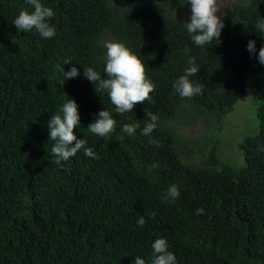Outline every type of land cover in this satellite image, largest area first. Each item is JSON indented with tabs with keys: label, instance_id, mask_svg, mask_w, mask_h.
<instances>
[{
	"label": "trees",
	"instance_id": "1",
	"mask_svg": "<svg viewBox=\"0 0 264 264\" xmlns=\"http://www.w3.org/2000/svg\"><path fill=\"white\" fill-rule=\"evenodd\" d=\"M41 3L54 11L52 38L17 32L19 11L33 10L27 0H0V264H134L135 257L152 264L157 238L167 240L177 264H264V36L255 27L264 0H230L219 42L203 47L185 28L186 0ZM109 41L129 48L156 85L152 102L123 115L83 75L92 67L105 77ZM189 58L199 66L190 80L203 89L183 98L173 83ZM73 66L79 75L65 80ZM253 92L259 131L241 143L237 167L223 160L211 133ZM69 98L80 116L74 134L98 158L81 150L57 165L47 125ZM103 109L117 122L107 139L87 128ZM145 111L158 116L150 137L141 135L150 122ZM126 123H139L135 136L122 131ZM197 123L199 136L180 132ZM201 136L210 142L204 150L194 144ZM172 184L180 196L169 203L163 197Z\"/></svg>",
	"mask_w": 264,
	"mask_h": 264
},
{
	"label": "clouds",
	"instance_id": "2",
	"mask_svg": "<svg viewBox=\"0 0 264 264\" xmlns=\"http://www.w3.org/2000/svg\"><path fill=\"white\" fill-rule=\"evenodd\" d=\"M190 3L191 15L186 21L185 28L190 34L192 42L197 46L211 45L213 41H218L221 31L224 27L221 16L216 15L219 11L223 15V6L225 3L230 5V0H186ZM27 4L33 9L28 11L22 9L14 18L13 24L17 32H32L35 30L42 38L48 39L55 36V28L49 21L54 16L51 7L45 6L41 0H27ZM264 36V21L255 26ZM106 65L104 67L105 77L102 78L100 72L92 67L84 69L83 75L86 79L96 85L95 91L107 92L111 103L115 106V112L121 115L133 111L137 103L144 104L145 101L152 102L150 93L155 91L156 85L146 76L144 63L123 43L118 41L106 42ZM247 49L250 53L255 52V42L250 40L247 43ZM258 61L264 64V47H261L258 53ZM70 63L65 58L64 64ZM199 66L195 64L194 58H189V67L185 69L184 75H181L173 83L175 91L183 98H191L201 94L203 85L193 84L190 77L198 72ZM79 75L78 69L73 66L67 72H64L65 80L75 78ZM150 122L146 123L141 130V135L151 136V133L157 127L158 116L146 112ZM116 120L111 113L106 110L98 112V119L90 123L87 128L95 136L107 139L116 129ZM80 126V116L78 105L74 99L69 98L59 109L58 114L51 116L48 121L49 140L55 141L51 148L54 156L53 163L61 165L74 157L78 151L83 150L85 156L98 158L96 153L87 147L85 139H78L74 134V128ZM140 127L139 123H126L122 131L128 136H135L136 130ZM123 139V137H119ZM150 144L159 143L158 140L149 139ZM158 165L153 164L154 169ZM151 170V169H150ZM180 196L179 188L172 184L167 189L163 199L169 203L174 202ZM203 209L196 210L197 214H203ZM155 213L150 214L154 216ZM137 224L141 227L145 224V219L140 217ZM152 249L154 259L152 264H177L175 255L168 250V243L165 238H157ZM134 264H145V260L135 257Z\"/></svg>",
	"mask_w": 264,
	"mask_h": 264
},
{
	"label": "rangeland",
	"instance_id": "3",
	"mask_svg": "<svg viewBox=\"0 0 264 264\" xmlns=\"http://www.w3.org/2000/svg\"><path fill=\"white\" fill-rule=\"evenodd\" d=\"M259 101L260 96L257 92L239 98L233 109L224 115L220 129H215L211 133V139L220 146L221 156L225 162L237 167L244 165L241 143L247 136L255 135L259 131V118L255 114ZM187 119L184 117V120ZM211 121L214 123L215 119L211 118ZM202 131V123L180 127L182 135L187 137H197ZM194 144L203 150L210 146L206 136L196 138ZM187 159L195 162L194 157Z\"/></svg>",
	"mask_w": 264,
	"mask_h": 264
},
{
	"label": "water",
	"instance_id": "4",
	"mask_svg": "<svg viewBox=\"0 0 264 264\" xmlns=\"http://www.w3.org/2000/svg\"><path fill=\"white\" fill-rule=\"evenodd\" d=\"M229 7H230V5L228 3H225L224 6H223V13L226 12L229 9ZM216 15L222 17V15H221V13L219 11L216 13Z\"/></svg>",
	"mask_w": 264,
	"mask_h": 264
}]
</instances>
